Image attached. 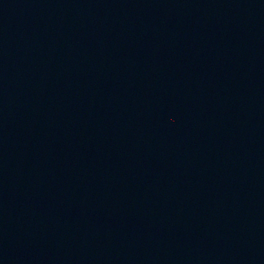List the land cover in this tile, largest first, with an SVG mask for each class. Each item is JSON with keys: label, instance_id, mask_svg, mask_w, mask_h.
<instances>
[{"label": "water", "instance_id": "95a60500", "mask_svg": "<svg viewBox=\"0 0 264 264\" xmlns=\"http://www.w3.org/2000/svg\"><path fill=\"white\" fill-rule=\"evenodd\" d=\"M0 264H264V0H0Z\"/></svg>", "mask_w": 264, "mask_h": 264}]
</instances>
